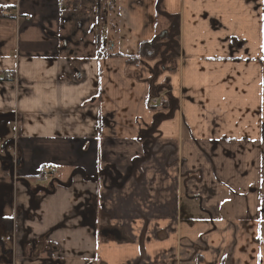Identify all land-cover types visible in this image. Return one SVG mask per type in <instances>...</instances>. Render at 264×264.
<instances>
[{
	"label": "crops",
	"instance_id": "0c3cea01",
	"mask_svg": "<svg viewBox=\"0 0 264 264\" xmlns=\"http://www.w3.org/2000/svg\"><path fill=\"white\" fill-rule=\"evenodd\" d=\"M12 70L0 146L13 135L23 168L0 175V264L10 221L52 246L15 264H264V0H0V79Z\"/></svg>",
	"mask_w": 264,
	"mask_h": 264
},
{
	"label": "flooded vegetation",
	"instance_id": "af4514ba",
	"mask_svg": "<svg viewBox=\"0 0 264 264\" xmlns=\"http://www.w3.org/2000/svg\"><path fill=\"white\" fill-rule=\"evenodd\" d=\"M166 41H168L167 39H164ZM71 42V41H70ZM174 39H172V41L169 43L171 44L170 46H167L166 50H170L169 47H173L174 48ZM10 75L14 78L15 75V71H8L5 73V75L3 76V78L0 79V81H5L7 83L12 84L14 87L18 86V79L17 82L15 83L13 78H7V76ZM13 118L11 116V124H13ZM12 131L14 132V129L12 127ZM15 133V132H14ZM9 136V135H8ZM2 149L0 148V175H5V176H9L12 182H16L18 180H20L22 178V176H20V172L22 171V164H21V160L20 158H18V148H17V144H16V139L15 137L12 135L11 138L6 139V141L1 142ZM12 148V153H10V150L8 152V149ZM125 181V180H124ZM123 181V182H124ZM8 200V203L10 204V207H12V209L14 208V210H18V208L16 206L13 207V202L12 200ZM92 200L91 198L85 200V202L82 204L81 208H84L85 210H83V215L86 216V213H89L93 206H92ZM27 214H24V218H27ZM29 218V217H28ZM90 217H86V221L89 220ZM92 220L89 221V224H91ZM5 226V232L10 236H11V231L14 229V234L16 235V232L18 231V227L15 228V226L13 227L12 222H6L4 224ZM105 229H109V230H116L117 233L120 236V241L122 240V232L116 228H105ZM105 229H101L98 231L99 235H100V231H104ZM25 236L24 237H17L14 235L13 241L15 244V251H11L8 252V256H9V264H15L16 262V258L19 257L22 258V260L28 261V262H34L36 260H38V258L35 256H33V251L38 249V243H41L44 240V238H40L39 241H37V243L35 241L32 240H28L29 236V230H25L24 231ZM101 236V235H100ZM104 238H108V237H104ZM109 238H112L109 236ZM114 239V238H112ZM115 240V239H114ZM119 241V242H120ZM44 246L41 249V256H44L45 259H47V252H49L51 250L52 246H47L45 245L46 242H43ZM40 245V244H39ZM43 245V244H42ZM54 252L58 253V250L56 248H53ZM53 251V250H52ZM32 253V254H31ZM40 255V254H39ZM35 258V259H34ZM57 264H60V262H57Z\"/></svg>",
	"mask_w": 264,
	"mask_h": 264
},
{
	"label": "rangeland",
	"instance_id": "374dc122",
	"mask_svg": "<svg viewBox=\"0 0 264 264\" xmlns=\"http://www.w3.org/2000/svg\"><path fill=\"white\" fill-rule=\"evenodd\" d=\"M172 48H173V47H172ZM170 56H171V58L174 57V56H177V50H176L175 48H173V49L170 51V53L167 52V54H163V56H161L160 59L158 58V62H157V64L155 65V68L153 69V71L150 72V73L153 75V76H152V79L156 76V74H157L158 72H160V70L163 69L164 64L167 63V61L170 59ZM162 61H164L165 63H164V64H161ZM152 99H157V100H158V101H157V104H156L155 106H153V105L151 104V102H150V105H151L153 108H155V109L160 108V106L164 104L163 101H162V99H161V96H156V97L154 96V97H151V100H152ZM154 129H155V126H153V128H152L150 131H153ZM148 138H149V139H148L149 142H153V138L151 139L150 136H148ZM147 144H149V143H147ZM0 148H1V146H0ZM9 150H10V153H12V148H11V149H8V152H9ZM134 166H135V165H134ZM57 175H58V174H57ZM63 175H64V174H63ZM59 177L61 178V175H60ZM65 177H66V174H65ZM126 178H127V177L116 175V178L114 179V182H116V183H118V184H121V183H123V181H124ZM49 184H50L49 181H47V182H42L40 179H38V180L36 179V182L33 183V185H34L36 188H38V189H46V188L49 187Z\"/></svg>",
	"mask_w": 264,
	"mask_h": 264
},
{
	"label": "built area",
	"instance_id": "2783aa9c",
	"mask_svg": "<svg viewBox=\"0 0 264 264\" xmlns=\"http://www.w3.org/2000/svg\"><path fill=\"white\" fill-rule=\"evenodd\" d=\"M80 2L81 0H59V7L62 9L64 8L68 3L70 2ZM111 48V47H110ZM109 48V49H110ZM13 78L12 76L8 75L7 78ZM14 82H17V76H16V72L13 78ZM157 99H152L151 100V104L153 106H155L157 104ZM57 170V167L54 164H46L43 165L39 168L38 173H39V177L40 180L42 182H47L50 181L53 178V174L54 172Z\"/></svg>",
	"mask_w": 264,
	"mask_h": 264
},
{
	"label": "water",
	"instance_id": "95a60500",
	"mask_svg": "<svg viewBox=\"0 0 264 264\" xmlns=\"http://www.w3.org/2000/svg\"><path fill=\"white\" fill-rule=\"evenodd\" d=\"M172 28V27H171ZM160 39H167L168 41L171 40L168 36V33L167 32H163V34L160 35ZM61 44H62V49L63 50H66L67 49V45L70 43V39L69 38H66V39H61L60 40ZM165 62L162 61L161 64H164ZM100 235L102 237H112L114 238L116 241H120V236L119 234L117 233L116 230H109V229H105L104 231H100Z\"/></svg>",
	"mask_w": 264,
	"mask_h": 264
},
{
	"label": "trees",
	"instance_id": "16d2710c",
	"mask_svg": "<svg viewBox=\"0 0 264 264\" xmlns=\"http://www.w3.org/2000/svg\"><path fill=\"white\" fill-rule=\"evenodd\" d=\"M174 41L177 42L176 36L174 37ZM142 53H143L142 55H144V56L146 55L147 56V50H144V52L142 51ZM126 60H127L128 63L134 64V63H137L139 61V58L138 57H136V58L129 57V58H126ZM197 263H200L199 259L197 260Z\"/></svg>",
	"mask_w": 264,
	"mask_h": 264
}]
</instances>
